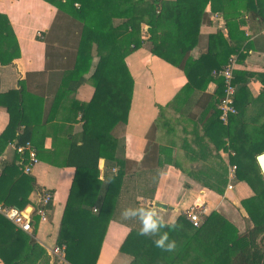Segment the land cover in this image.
<instances>
[{
  "label": "crops",
  "instance_id": "1",
  "mask_svg": "<svg viewBox=\"0 0 264 264\" xmlns=\"http://www.w3.org/2000/svg\"><path fill=\"white\" fill-rule=\"evenodd\" d=\"M244 3L225 0L217 13L207 6L198 43L189 56L195 60L208 50L222 54L225 46L238 49L237 54L231 55L236 57L234 72L245 74L240 80L246 83L248 91L245 116H252L257 106L249 102L264 93V19L251 12L243 13ZM0 14L9 21L20 54L11 64H0V135L9 123L7 109L1 104L5 98L1 96L20 91L24 123L38 157L30 173L36 188L24 210L37 208L41 194L52 195L46 220L39 219L34 234V239L51 255L75 175V169L65 163L73 142L77 146L81 144L82 107L92 100L95 92L90 78L98 57L93 49L88 71L80 75L75 72L79 26L43 0H0ZM226 20L243 22L239 28L233 27L235 36L227 35ZM217 33L223 36H210ZM126 63L129 73L133 65L136 68V73H130L133 76L131 110L126 125H116L113 135L119 140L120 134L125 157L139 171L125 181L127 192L120 198L116 221L107 226L96 264H133L144 237L125 225L124 221L136 228L141 226L138 219H126L122 215L129 207H155L166 222H176L192 206H200L201 221L217 212L238 234L252 228L241 202L252 197L253 192L246 182L229 180V169L234 166L229 164V154L233 152L216 149L211 139L215 136L211 125L213 112L218 110V101H214L218 99L217 78L208 81L203 91L185 97L179 95L187 83L183 71L154 58L146 44L131 53ZM129 122H132L131 130H128ZM25 125L19 128V134ZM223 140L227 145V139ZM14 143L16 140L8 142L0 156V170L16 157L11 146ZM106 165L104 159L99 160L101 180L107 172ZM220 166L227 169L222 195L204 187L220 183L217 177ZM228 184L232 186L230 189ZM156 203L165 209L156 207ZM54 259L51 264H59Z\"/></svg>",
  "mask_w": 264,
  "mask_h": 264
},
{
  "label": "trees",
  "instance_id": "2",
  "mask_svg": "<svg viewBox=\"0 0 264 264\" xmlns=\"http://www.w3.org/2000/svg\"><path fill=\"white\" fill-rule=\"evenodd\" d=\"M43 1L79 26V55L75 72L80 75L88 71L93 49L98 57L90 78L95 92L92 100L82 107L84 125L81 144L77 146L73 142L70 157L65 163L75 169V175L56 239V247L64 248L66 264H96L107 226L116 221L120 198L127 192L125 181L130 180V174L139 171L125 157L120 134L119 140L113 135L116 125H126L131 105L133 79L126 58L146 44L154 58L183 71L187 83L179 95L187 97L195 91H203L206 83L215 77L218 99L214 101L219 102L224 95L223 78L214 76L212 72L223 68L231 55L238 53V49L225 46L222 54H213L208 50L195 60L189 56L198 43L206 7L217 13L225 0ZM244 1L243 13L251 12L253 16L264 19V0ZM240 24L243 22L230 23L226 20L227 35L235 36L233 27L239 28ZM142 25L147 27L145 32ZM210 36L223 35L217 33ZM19 55L9 21L0 14V64H11ZM233 74V105L237 112L229 116L226 125L219 118L220 112H213L211 125L215 136L211 139L216 149L233 152V155L229 154V164L236 167L235 179L246 182L253 192L252 197L241 202L253 227L238 234L236 228L217 212L202 218L201 224L195 227L185 215H181L175 222L176 228L166 227L154 235L143 236L142 247L133 264H264V180L255 160L258 154L264 152V93L249 102L257 108L255 114L248 118L245 116L248 91L246 83L240 81L245 74ZM240 83L243 85L240 86ZM3 95L1 97L5 101L1 104L7 109L9 123L0 135V156L8 142L16 140V145L30 142L20 91H9ZM22 125L25 129L19 134ZM152 154L155 155V152ZM17 156L0 170V204L24 210L36 182L30 174L22 172L21 159ZM100 159L107 164L103 180L100 179ZM225 176L226 167L220 166L217 171L220 183L204 187L222 195L227 182ZM50 204L51 201L46 209ZM39 219L37 214L31 216L32 228L27 233L0 214V261L3 264L52 263L51 255L34 239ZM124 222L139 232L141 226L136 228ZM164 232H168L169 240L175 241L176 246L171 251L154 243Z\"/></svg>",
  "mask_w": 264,
  "mask_h": 264
},
{
  "label": "built area",
  "instance_id": "3",
  "mask_svg": "<svg viewBox=\"0 0 264 264\" xmlns=\"http://www.w3.org/2000/svg\"><path fill=\"white\" fill-rule=\"evenodd\" d=\"M215 17H218L216 14ZM38 36L41 37L40 34ZM236 64V57L231 56L228 59L227 64L221 68L219 71H213L214 76H220L223 78L224 83V95L219 100L217 104V109L220 112V120L224 125L227 124L228 118L231 115L236 114V109L234 108V95L235 87L233 85L234 79V68ZM15 154L20 157L21 161V170L24 174H30L33 167L38 163V158L36 152L30 142H26L24 145L11 144ZM26 157V158H25ZM24 160H26L24 162ZM235 166H231L229 169V180H234L235 178ZM115 169H113V172ZM231 184L227 185V188L230 189ZM52 199V195L48 192H45L39 196L38 206L35 209L30 210L29 212L25 210H18L14 207H6L0 204V214L7 218L16 228L30 233L31 232V216L37 214L40 220H46V206ZM200 206H192L189 210L185 212V216L189 222H191L195 227L201 224ZM94 211H96L94 209ZM50 254L53 258L57 259L59 264H66L64 260V248L56 247L50 251Z\"/></svg>",
  "mask_w": 264,
  "mask_h": 264
},
{
  "label": "clouds",
  "instance_id": "4",
  "mask_svg": "<svg viewBox=\"0 0 264 264\" xmlns=\"http://www.w3.org/2000/svg\"><path fill=\"white\" fill-rule=\"evenodd\" d=\"M122 215L128 218L139 219L141 227L139 229V235L149 236L160 232L163 228L174 229L177 227L175 221L166 222L164 217L161 216L155 207H129L126 208ZM157 247L171 251L175 248V241L169 240L168 232H164L159 239L154 241Z\"/></svg>",
  "mask_w": 264,
  "mask_h": 264
},
{
  "label": "water",
  "instance_id": "5",
  "mask_svg": "<svg viewBox=\"0 0 264 264\" xmlns=\"http://www.w3.org/2000/svg\"><path fill=\"white\" fill-rule=\"evenodd\" d=\"M256 163H257V165H258V167H259V170H260V172H261V174H262V176H263V178H264V152L261 153V154H258V155L256 156ZM155 206H156V207H159V208H163V209H165V206L162 205V204H159V203H156ZM27 212H28V211H27Z\"/></svg>",
  "mask_w": 264,
  "mask_h": 264
},
{
  "label": "rangeland",
  "instance_id": "6",
  "mask_svg": "<svg viewBox=\"0 0 264 264\" xmlns=\"http://www.w3.org/2000/svg\"><path fill=\"white\" fill-rule=\"evenodd\" d=\"M146 26L145 25H142V31L143 32H145V30H146ZM143 36L145 37V34H143ZM136 68L134 67V65H133V68L130 70V73H136ZM132 77V79H133V76H131ZM132 93H133V89H132ZM131 97H132V95H131ZM132 101V100H131ZM131 110V109H130ZM247 117H250V116H247ZM132 129V122H129V125H128V130H131ZM255 160H256V157H255ZM132 165H134V163H132ZM226 166V165H225ZM227 170V169H226Z\"/></svg>",
  "mask_w": 264,
  "mask_h": 264
}]
</instances>
